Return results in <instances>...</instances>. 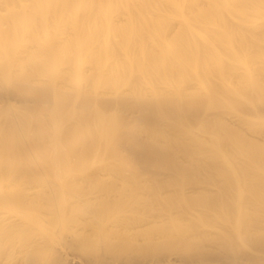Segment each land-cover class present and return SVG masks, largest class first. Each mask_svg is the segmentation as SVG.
Segmentation results:
<instances>
[{"label":"bare ground","instance_id":"bare-ground-1","mask_svg":"<svg viewBox=\"0 0 264 264\" xmlns=\"http://www.w3.org/2000/svg\"><path fill=\"white\" fill-rule=\"evenodd\" d=\"M240 1L242 9L264 4ZM220 3L210 0L217 16L231 13L228 9L237 2L224 0L223 7ZM0 4L5 5L3 11L15 10L10 2ZM162 11L154 9L152 23L163 17ZM9 23L14 33H26L34 43L41 38L40 30H49L46 23L34 27L24 18ZM71 28L77 32L74 24ZM62 45L70 47L68 40ZM5 77L0 68V144L11 147L6 150L14 158L19 154L16 160L33 151L39 160L20 168L15 164L16 170L4 164L6 159L0 163V264H264V180L249 181L248 164L230 176L222 169L226 167L212 163L211 158L238 143L214 136L223 124L209 117L206 103L87 93L63 97L57 89L23 79L9 85ZM70 77L63 76L66 82ZM260 101L256 109L264 114V99ZM85 128H96L90 136L102 143L98 149L105 145L103 159L118 160V152L126 151L138 171L152 177H128L119 170L109 178L80 174L63 161L60 145L68 134ZM137 128L148 130L143 134ZM153 130H158L159 143L153 140ZM168 133L178 138L171 145L169 135L163 138ZM160 138L170 146H162ZM46 140L57 149L51 161L48 153L42 155ZM74 170L79 173L71 175ZM42 172L45 175H38ZM166 221L173 225L165 232ZM202 227L210 229L203 232Z\"/></svg>","mask_w":264,"mask_h":264},{"label":"rangeland","instance_id":"rangeland-1","mask_svg":"<svg viewBox=\"0 0 264 264\" xmlns=\"http://www.w3.org/2000/svg\"><path fill=\"white\" fill-rule=\"evenodd\" d=\"M0 2H10L15 9L8 13L2 10L5 5L0 4V43L3 48L0 49V68L9 77V85L20 80L40 88L57 89L59 96L63 97L87 93L101 97L143 96L151 100L153 97H182L191 102L200 99L206 103L205 110L209 117L223 124L222 129L214 128V136L230 138L235 140V144H240L215 159L211 158L217 162L212 163L218 168L220 164L223 165L226 167L222 168L224 171L231 169L227 172L230 176L237 174L235 170L241 168V164H253L252 167L248 166L245 177L249 181L264 180V114L257 110L261 106L260 100L264 99V4L261 3L259 9H242V2L236 0V5L228 9L231 13L217 16L212 12L210 0H158L156 3L146 0ZM220 2L219 6L223 7L224 0ZM157 7L164 8L163 17L152 23L149 18ZM11 18H24L34 27L46 23L49 30L46 34L40 30L41 38L34 43L26 33L13 32L9 23ZM73 24L77 32L71 28ZM67 40L70 47L63 48L62 42ZM66 73L71 76L67 82L63 78ZM103 111L106 115V111ZM85 129L89 133L72 132L60 145L64 151L63 161L75 165L80 174H103L102 177L109 178L115 177L119 170V175L121 172L126 176L152 177L149 173H140L138 165L126 151L118 152V160L103 159L105 145L98 149L101 146L98 144L102 143L95 142L90 136L96 128ZM137 130L143 133L148 129ZM44 133L51 136L50 131L45 130ZM45 134L49 139L50 136ZM171 134L163 135V138ZM174 135L170 136L169 144L173 138L174 141L178 139ZM156 136L158 130L155 137L151 135L150 139L153 137L155 141L158 139ZM49 143L45 145L48 149L44 146L46 152L42 154V150L40 154L48 153L51 161L57 149ZM170 145L166 142L162 146ZM87 147L90 154H82ZM7 148L10 151L11 147L0 144V154L3 153L0 163L6 159L4 164L11 170L25 166L28 161L34 163L39 160L35 151L30 153L34 154L32 156L28 154L27 158L24 155L16 160L19 154H15L14 158ZM216 152L213 151V154ZM78 155H81L79 159L86 158L80 163L78 159L77 163ZM198 158L203 159V156ZM75 171H71V175ZM61 172L65 173V170ZM38 175L45 174L42 172ZM166 222L163 223L165 232L171 230L173 225ZM208 228L204 227L205 232L206 229L209 231ZM204 230L202 227L201 231ZM187 234L189 237L190 232Z\"/></svg>","mask_w":264,"mask_h":264}]
</instances>
